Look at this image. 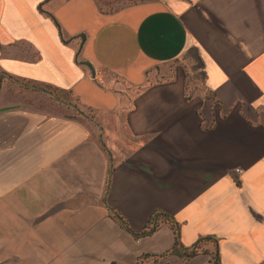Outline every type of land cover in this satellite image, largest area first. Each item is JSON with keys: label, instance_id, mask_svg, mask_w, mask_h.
Returning a JSON list of instances; mask_svg holds the SVG:
<instances>
[{"label": "crops", "instance_id": "crops-1", "mask_svg": "<svg viewBox=\"0 0 264 264\" xmlns=\"http://www.w3.org/2000/svg\"><path fill=\"white\" fill-rule=\"evenodd\" d=\"M106 1L0 0V91L46 85L85 114L0 92V264H212L155 257L174 230L137 237L112 210L264 264V0Z\"/></svg>", "mask_w": 264, "mask_h": 264}, {"label": "rangeland", "instance_id": "rangeland-1", "mask_svg": "<svg viewBox=\"0 0 264 264\" xmlns=\"http://www.w3.org/2000/svg\"><path fill=\"white\" fill-rule=\"evenodd\" d=\"M101 3H107L106 0H98ZM25 83L19 82V86L13 81L7 80L4 82L1 94L5 95V104H19L31 109H40L45 111L54 112H65L73 117L80 118V114L76 112L73 108L66 106L63 103L57 102L55 99L50 97L48 94L44 93L39 89H34L33 87L42 88L49 91L48 86L44 85H24ZM57 98L74 104L79 110H81L77 103L72 100L71 97L67 96L62 92L55 91L52 93ZM66 106V107H65Z\"/></svg>", "mask_w": 264, "mask_h": 264}, {"label": "trees", "instance_id": "trees-1", "mask_svg": "<svg viewBox=\"0 0 264 264\" xmlns=\"http://www.w3.org/2000/svg\"><path fill=\"white\" fill-rule=\"evenodd\" d=\"M28 84L29 83L24 84V85H28ZM31 85H35V84H31ZM49 91L51 93H54L56 90L49 87ZM110 173L111 171L109 172L107 176V185H108ZM111 216L114 219H116L121 226H123L125 229H127L129 232H131L134 236H137V237L145 236L151 233L154 230V228L157 226L158 222H164L165 224L170 226L174 230V234H175L173 244L168 250H166L160 255H156L155 257H165L168 254H177L181 257V259L186 260V259H189L195 256L197 253L201 252V253H207L209 255V261L212 264H220L219 257L217 254V245H216L215 239L211 237H203V238L197 239L191 247L189 248L183 247L178 239V230H177V225L175 221L169 214L161 210H154L149 216L145 226L139 232L131 231L126 220L123 217H121L116 211L112 210ZM205 241H209L212 243L213 249L211 251H207L202 248L201 245Z\"/></svg>", "mask_w": 264, "mask_h": 264}, {"label": "water", "instance_id": "water-1", "mask_svg": "<svg viewBox=\"0 0 264 264\" xmlns=\"http://www.w3.org/2000/svg\"><path fill=\"white\" fill-rule=\"evenodd\" d=\"M38 7L40 8V5H39ZM81 38H82L81 40L83 41V35H81ZM194 58H195L196 61H199V59H198L197 57H194ZM81 63H83L85 66H87L88 69H89L90 72H91V75H93V67H92L91 63H90L89 61H87V60H84V61H82ZM199 65H200V64L198 63L197 66H199ZM33 88H34V89H39V90L43 91L44 93L48 94L50 97H52L53 99H55L57 102H59V103H63V104H65L66 106L73 108V109H74L76 112H78L80 115L85 116V114H84L81 110H79L74 104H71V103H69V102H67V101H64V100H61V99L57 98V97L54 96L50 91L45 90V89H42V88H38V87H33Z\"/></svg>", "mask_w": 264, "mask_h": 264}, {"label": "built area", "instance_id": "built-area-1", "mask_svg": "<svg viewBox=\"0 0 264 264\" xmlns=\"http://www.w3.org/2000/svg\"><path fill=\"white\" fill-rule=\"evenodd\" d=\"M237 171H238V169H237Z\"/></svg>", "mask_w": 264, "mask_h": 264}]
</instances>
